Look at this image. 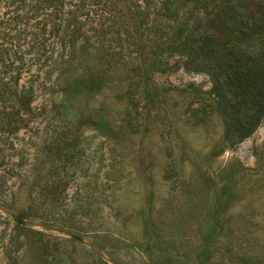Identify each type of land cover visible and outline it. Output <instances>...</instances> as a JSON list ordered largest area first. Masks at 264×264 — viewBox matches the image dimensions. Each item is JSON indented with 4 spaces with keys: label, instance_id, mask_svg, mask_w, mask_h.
<instances>
[{
    "label": "rangeland",
    "instance_id": "1",
    "mask_svg": "<svg viewBox=\"0 0 264 264\" xmlns=\"http://www.w3.org/2000/svg\"><path fill=\"white\" fill-rule=\"evenodd\" d=\"M191 10L0 0V264H264V117L225 141Z\"/></svg>",
    "mask_w": 264,
    "mask_h": 264
},
{
    "label": "trees",
    "instance_id": "2",
    "mask_svg": "<svg viewBox=\"0 0 264 264\" xmlns=\"http://www.w3.org/2000/svg\"><path fill=\"white\" fill-rule=\"evenodd\" d=\"M200 7L169 49L186 70L208 74L225 115V141L234 145L264 117V0H200Z\"/></svg>",
    "mask_w": 264,
    "mask_h": 264
}]
</instances>
